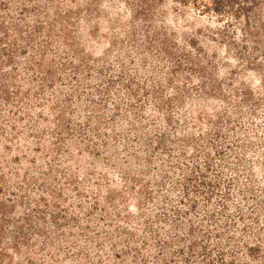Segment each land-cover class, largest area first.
<instances>
[{
    "label": "rangeland",
    "instance_id": "374dc122",
    "mask_svg": "<svg viewBox=\"0 0 264 264\" xmlns=\"http://www.w3.org/2000/svg\"><path fill=\"white\" fill-rule=\"evenodd\" d=\"M0 264H264V0H0Z\"/></svg>",
    "mask_w": 264,
    "mask_h": 264
}]
</instances>
